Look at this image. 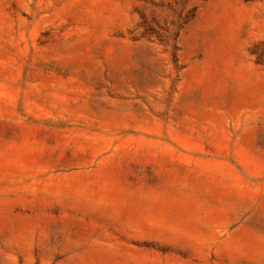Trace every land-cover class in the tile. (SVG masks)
<instances>
[{
	"label": "rangeland",
	"instance_id": "374dc122",
	"mask_svg": "<svg viewBox=\"0 0 264 264\" xmlns=\"http://www.w3.org/2000/svg\"><path fill=\"white\" fill-rule=\"evenodd\" d=\"M0 264H264V0H0Z\"/></svg>",
	"mask_w": 264,
	"mask_h": 264
}]
</instances>
